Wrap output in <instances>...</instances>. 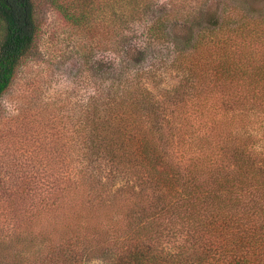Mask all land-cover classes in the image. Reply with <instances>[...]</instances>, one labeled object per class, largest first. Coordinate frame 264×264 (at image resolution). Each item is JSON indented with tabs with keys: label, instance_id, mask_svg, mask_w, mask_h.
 <instances>
[{
	"label": "trees",
	"instance_id": "1",
	"mask_svg": "<svg viewBox=\"0 0 264 264\" xmlns=\"http://www.w3.org/2000/svg\"><path fill=\"white\" fill-rule=\"evenodd\" d=\"M49 1L95 78L0 175V264H264V11ZM41 37L0 0V100Z\"/></svg>",
	"mask_w": 264,
	"mask_h": 264
},
{
	"label": "rangeland",
	"instance_id": "2",
	"mask_svg": "<svg viewBox=\"0 0 264 264\" xmlns=\"http://www.w3.org/2000/svg\"><path fill=\"white\" fill-rule=\"evenodd\" d=\"M225 1L230 6H242L244 10L264 11V0ZM36 2L42 24L39 49L23 63L11 89L0 100L2 163L6 160L18 163L21 154L26 156L36 151V147L45 146L50 133L48 118L52 116V108H57L55 104L68 98L77 102L86 92L85 82H90L91 86L95 78L94 64L88 66L82 58L81 41L85 38L65 22L52 1ZM216 9L221 13L222 6H213L214 12ZM134 27L142 35L143 26ZM105 55L112 56L110 53ZM15 168V164L11 168H6L5 164L0 175L5 176L8 174L6 170L10 172Z\"/></svg>",
	"mask_w": 264,
	"mask_h": 264
}]
</instances>
